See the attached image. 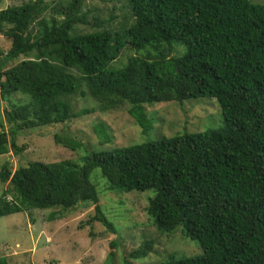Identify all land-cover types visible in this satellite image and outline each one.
<instances>
[{"label": "trees", "instance_id": "trees-1", "mask_svg": "<svg viewBox=\"0 0 264 264\" xmlns=\"http://www.w3.org/2000/svg\"><path fill=\"white\" fill-rule=\"evenodd\" d=\"M58 1L2 8L0 0V35L11 42L7 53L0 51V99L8 104L6 124L0 118V158L24 152L17 141L23 132L91 113L74 112V95L91 98L102 112L125 109L144 135L155 128L151 109L207 97L217 100L223 125L101 151L55 135L58 145L86 155L15 171L5 161L0 218L95 206L90 223L117 232L100 205L101 180V192L112 195L151 191L146 210L158 235L167 242L180 234L181 246L198 244L189 242L195 256L170 252L147 264H264V5L126 0L130 16L122 30L98 24L96 32L74 34L88 16L82 1ZM48 10L60 19L45 17ZM102 129L100 143L111 144L110 129ZM95 170L100 174L94 176ZM141 243L123 255L126 264L156 255L158 240ZM121 245L123 239L113 243Z\"/></svg>", "mask_w": 264, "mask_h": 264}, {"label": "rangeland", "instance_id": "rangeland-1", "mask_svg": "<svg viewBox=\"0 0 264 264\" xmlns=\"http://www.w3.org/2000/svg\"><path fill=\"white\" fill-rule=\"evenodd\" d=\"M30 1L34 0H3L2 8ZM49 1L57 2L58 0ZM81 1L82 13L88 16L85 17L86 23L75 27L74 34L96 32L101 29L98 24L109 30H122L129 20L127 18L130 12L126 0ZM251 2L264 5V0H251ZM45 14L47 18L60 19L51 10L46 11ZM113 17L116 18L113 19ZM10 47V40L0 35V51L7 53ZM180 49L182 53L185 52L184 48ZM130 53L131 50L125 52L119 62L126 63V56ZM23 59L21 57L15 62L7 63L5 70ZM69 100L75 113L81 110H92V112L73 118L65 124L21 133L17 141L19 147L24 148V152L16 155L12 151L1 157L0 170L5 161H9L12 171H15L18 167L26 166L31 162L49 164L63 160H76L83 155V152L86 155L83 149L72 151L58 145L54 139L55 135L63 139L71 136L82 142L88 150L101 151L111 147H127L147 143L150 140L175 137L186 132L200 133L223 125L221 108L216 99L209 97L187 100L183 106L167 103L162 108L151 109L148 117L154 122L155 128L148 135L143 134L141 128L135 124L125 109L102 112L94 100L84 99L81 95L71 96ZM7 106L6 100L1 98L0 118L5 124L3 111ZM102 126L110 129L111 144L109 145L100 143L102 139L98 137L97 132L103 130ZM96 174L100 172L96 171L94 176ZM98 185L101 190H104V182L100 180ZM6 188L7 184H0L1 190ZM101 190H98L100 205L117 232L109 230L99 222L90 223L96 215L95 206L86 209L79 207L70 212L34 209L0 218V258H6L8 264H126L123 255L137 250L140 243L149 238L158 240V247L153 252L156 255L150 254L145 260L133 261L134 264L157 262V258L170 252L188 257L198 253L189 245L190 242L198 246L195 241L187 240L188 244L180 245L182 242L180 234L167 242L164 236L158 235L146 210L148 198L152 196L151 191L143 193L122 191L121 194L112 195L111 192H101ZM53 213L56 217L51 219ZM134 224L140 227L134 228ZM119 239H123V246L117 248L113 246V243ZM111 252L114 257L109 258Z\"/></svg>", "mask_w": 264, "mask_h": 264}]
</instances>
